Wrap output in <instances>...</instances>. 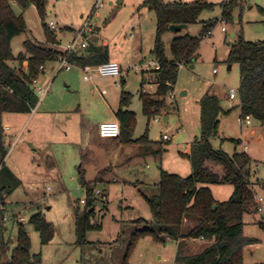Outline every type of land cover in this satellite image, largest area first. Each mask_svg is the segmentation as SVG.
<instances>
[{"label":"rangeland","instance_id":"rangeland-1","mask_svg":"<svg viewBox=\"0 0 264 264\" xmlns=\"http://www.w3.org/2000/svg\"><path fill=\"white\" fill-rule=\"evenodd\" d=\"M9 1L17 15L24 13L27 24V32L12 40L13 54L18 56L25 52L23 44L28 38L47 45L36 8L30 6L23 11L18 3ZM95 1L48 0L45 22L56 23L57 29L54 32L62 39L63 45L71 41L73 33L61 30L66 26L78 30L91 15ZM144 1L105 0L104 7L92 17V22L101 28L102 41L108 43L107 49L111 55L117 56L123 67V77L116 80L120 86L122 80L125 81L122 89L113 85L114 80L105 79L107 81L102 85V91L107 88L108 93L101 97L98 89L91 90V83L84 80L83 71H62L53 81L50 94L43 99L47 101L51 98L57 104L48 110L49 113L46 110L51 105H44L43 102L41 109L36 107L31 114L4 115V127H11V132L5 130V140L9 147L5 162L20 184L4 204L0 202V263L10 259L17 246L20 224H23L31 239V253H40L42 264H120L127 248V239L137 222L142 219L150 226L154 223L146 198L158 193L161 171L183 178L192 174L189 157L183 155V152L187 145H191L200 136V101L205 94L213 92L220 95L223 113L219 131L224 136L223 140L214 139V146L222 148L229 155L246 152L244 146H247L248 155L252 159L250 180L253 191L257 197L263 198V212L257 208V211L244 216V236L260 241L246 247L240 264L264 263V228L261 226L264 223V126L256 121L244 125L238 106L240 100L228 99L230 89L239 88L240 67L227 62L229 46L239 35L242 34L249 42L264 41V0H242L233 9L232 18L228 22L223 20L221 7L228 0H207L215 6L204 10L200 22L191 25L180 35L198 36L205 23L217 20V24L202 42L199 56L193 63L194 68L188 65L179 70L175 103L170 106L166 102L165 109L150 119L142 111L139 95L146 91L153 94L157 90L156 74L152 76L144 65L154 60L151 50L156 37V14L153 9L143 6ZM163 1L192 3L197 0ZM223 27L226 32L222 31ZM232 34L236 37H232ZM172 38V34L164 36L168 57H171L169 46ZM9 64L12 67L18 65L16 62ZM53 67H57L55 62L47 64V70ZM23 68L27 70V63ZM214 69L217 70L216 74L213 73ZM142 79L144 85H141ZM121 90L131 94L129 105L137 114L136 133L148 129L150 145L160 154L154 153V156L146 157L137 165L126 167L119 177L110 174L111 167L105 171L107 179H104V173L96 176L95 171L83 175L84 169L88 168L83 160L85 152L78 145L68 142L73 136L78 138L75 119L79 117H75V114H78L79 106H83L94 119L103 117L111 103L122 100ZM181 90L188 92L187 97L180 96ZM29 130L32 134H29ZM20 131L22 135H19ZM164 135L169 136V140L163 141ZM237 140L240 143H236ZM148 144L146 140L142 141L144 149H149ZM83 181L88 183L92 190L91 198L94 199L91 221L93 224L100 223L102 228L89 231L86 234L88 243L79 245L77 218H82L87 208L86 204L81 203V200H87ZM210 188L214 198L220 202L229 200L233 193L231 185H211ZM97 190L102 192L99 197L94 196ZM8 212L10 218L4 222ZM39 213L54 227L51 241L44 245L40 233L28 223L31 216ZM22 217L24 221L19 222ZM194 225V222H185V228ZM119 236H123L125 241L116 242ZM213 242L188 239L186 254H197ZM177 251L175 241L157 243L149 236L142 237L131 255L130 264H174Z\"/></svg>","mask_w":264,"mask_h":264},{"label":"trees","instance_id":"trees-1","mask_svg":"<svg viewBox=\"0 0 264 264\" xmlns=\"http://www.w3.org/2000/svg\"><path fill=\"white\" fill-rule=\"evenodd\" d=\"M23 11L34 6L41 19L46 44L28 38L24 42L25 52L15 56L12 52V40L27 32L24 13L17 15L9 0H0V202L19 186L20 181L6 165L9 147L5 140L4 115L31 114L39 97L32 89L34 80L42 74L41 67L55 62L61 55L56 33L45 22L48 0H13ZM242 0H228L221 4L223 20H231L233 9ZM143 6L153 9L156 14V37L151 50L153 59L160 63L156 71L155 93L141 92L142 111L150 119L165 109L167 94L174 90L180 63L192 65L199 56V49L207 35H210L217 20L205 23L198 36L177 34L170 42L171 58L166 55L164 36L171 25H195L200 22L204 10L215 5L207 0L192 3H165L163 0H145ZM86 50V49H85ZM71 61L82 67L97 66L109 61L106 47L90 46L84 54L72 55ZM16 62L17 67L9 63ZM228 64L240 67V85L238 88L241 118L252 116L253 120L264 126V41L249 42L243 35L230 44ZM27 63V70L23 68ZM122 85L125 81L122 80ZM144 85V82L143 84ZM131 94L122 91L121 107L117 117L121 126V139L132 143V136L137 125L134 112L124 111L129 106ZM200 136L191 144L188 156L192 165V174L183 178L176 174L161 171L157 184L158 193L148 197L154 223L150 226L146 220H139L127 239V248L120 264H130L131 255L138 240L151 237L157 243L175 241L178 251L174 264H240L246 247L259 243L260 240L244 236V216L257 211L255 193L250 180L251 157L246 153L235 152L229 155L222 148H216L213 140L219 136L220 117L223 113L217 97L207 93L200 101ZM148 142V132L142 137ZM240 143L239 140L235 141ZM156 154H160L156 151ZM220 170V172H219ZM87 190V208L82 218H77V243L85 245L86 234L100 230V223L93 224L94 199L87 182H82ZM211 185H231L233 193L229 200L220 202L214 198ZM264 188V184L262 185ZM195 225L185 228V222ZM28 223L41 235L42 245L51 241L54 227L39 213L31 216ZM264 228V223L261 224ZM119 236L116 242H123ZM188 239L214 241L201 252L186 254ZM0 264H42L41 254L31 253V239L23 224H20L17 246L10 259ZM264 264V263H260Z\"/></svg>","mask_w":264,"mask_h":264},{"label":"crops","instance_id":"crops-1","mask_svg":"<svg viewBox=\"0 0 264 264\" xmlns=\"http://www.w3.org/2000/svg\"><path fill=\"white\" fill-rule=\"evenodd\" d=\"M189 27L190 26H188V28ZM61 31L72 32L73 33L72 39H73L75 37V33H76L77 29L66 26L65 29H62ZM180 33L174 34V33H171L169 31L168 34H172V37L174 38L175 36H177V34H180ZM62 35L64 36V33ZM56 37H57V40L60 44L59 47H63L64 46L62 44L63 41H62V39H60L58 37L57 33H56ZM232 37H236V36L234 34H232ZM90 46L108 48L107 47L108 43L105 40L102 41V31H101V28L98 26L95 27L94 31L92 32L91 36L89 37L88 47H90ZM87 48H86V50H87ZM229 49H230V46H229ZM86 50H84L81 54H84ZM108 53H109V61H115V62L119 63L117 56L114 54L111 55L109 49H108ZM169 58H171V57H169ZM75 65H76V67L73 69H77L79 71H82V68H84L78 64H75ZM192 66L194 68V64H192ZM120 67H121L122 72H123V67L121 64H120ZM231 67L232 66H230L229 68L231 69ZM72 70L66 71V72H71ZM60 72H62V71H58V64H57L56 68L53 67V68H51L50 71L47 70V65H46L42 74L39 76L38 81L41 85L51 84V87H52L53 81L55 80L56 76ZM148 72L151 73L152 76L155 74L153 70L151 72L150 71H148ZM213 73H214V70H213ZM214 74H216V73H214ZM105 79L106 78L93 76L92 81H86V82L91 83V90L98 89L99 93L101 94V97L102 96L104 97L108 93L107 88H104L102 91V85L104 84V82L107 81ZM143 82H144V79H142L141 85L143 84ZM110 85L111 86L115 85L116 88L122 89V85L121 86L119 84L117 85L115 80L113 82V85L112 84H110ZM68 87H70V86H68ZM108 87H110V86H108ZM174 89L176 92V89H177L176 86ZM50 92H51V89H50ZM50 92L48 94H50ZM146 92H148V91H146ZM48 94L46 96H48ZM187 95H188L187 91L181 90L180 96L187 97ZM211 95L220 99V95L218 93L213 92V93H211ZM45 97H43L39 101L37 107H38V109H41L43 102H44V105H47V106L50 104L51 106H48V109L46 110L49 113L48 110L53 109L52 106H57V104L55 105L54 100L51 98L48 99L47 101L43 100ZM237 99H239V98L237 97L236 100ZM105 102H107V101L105 100ZM238 106L240 108V114H241L240 103L238 104ZM120 107H121V101L120 100H119V102H116V103L113 102L110 104L109 109L106 111V114L103 117L101 116L99 119H94L92 116L89 115V110L87 108H83V106H79V108L77 110L78 114H75V117L76 116L79 117V118L75 119L76 124L78 126V138L76 139L73 136L71 139H69L68 142L70 144L78 145L81 148V150L85 152V154H83V160H84V163L87 164L88 168L84 169L85 172L83 175H85L87 172L95 171L96 176L104 173V179H107V176L105 175V171L109 167H111L112 170H110V174H112V175L116 174L118 176L120 173H122L121 171L124 170L126 167H130L131 165H137L139 163V161H144L146 157L150 158V157L154 156V153H156L154 146L150 145L151 143L149 142L150 141L149 139H148V143H149L148 146H150L149 149L148 148L144 149V145H142V141H143L142 137L144 136V134L146 133V131L148 129H146L143 133L142 132L136 133V131H134V135L131 138L132 143H124L122 141L121 137L116 138V139H106V138L100 137L99 125L105 121H118L119 122L117 114H118V111L120 110ZM54 109H55V107H54ZM123 109H124V111L126 110V111H130V112H134L135 115H137L136 111L131 108V105H129ZM9 119H11V118H9ZM164 119H166V121L164 120V123H166L167 118L165 117ZM220 119H221V117H220ZM8 132H11V127H10V130ZM29 134H32L31 130H29ZM19 135H22V131L19 132ZM163 137H162V140L165 141ZM21 139H22V137L19 138V140H21ZM215 139L223 140L224 136L219 131V136ZM244 141L245 140L243 139L242 143H244ZM246 147L244 146V151H246V153L249 154L248 148L246 149ZM190 153H191V145H187L184 152H183V155L188 157L190 155ZM80 174L82 175V172H80ZM255 196H257V195L255 194Z\"/></svg>","mask_w":264,"mask_h":264},{"label":"built area","instance_id":"built-area-1","mask_svg":"<svg viewBox=\"0 0 264 264\" xmlns=\"http://www.w3.org/2000/svg\"><path fill=\"white\" fill-rule=\"evenodd\" d=\"M105 0H96L92 13L89 17H87L84 21V24L76 31L75 37L66 45L63 47H60L61 55L58 57V59L55 61L58 64V71H70L73 68L76 67V65L71 61L72 55H81V53L88 47V40L89 37L91 36L92 32L94 31L96 25L95 23L92 22V17L94 15H97L98 11L101 10L104 7ZM48 27L52 30L55 31L57 29V25L54 21H50L48 23ZM223 32H226V28H222ZM146 69L149 70L150 72L153 70L154 73L156 71L160 70V63L157 60L153 61H148L147 63L144 64ZM179 70L187 67L185 64L180 63L178 65ZM41 70H44V67H41ZM82 71L84 73V80L85 81H92L93 76L101 77V78H106V79H112V80H119L122 76V69L120 67V64L115 62V61H108L101 63L97 66H86L82 68ZM217 70L214 69V73H216ZM118 85L119 83L116 82ZM32 89L36 93V95L39 97V101L45 97L51 89V84L48 85H41L38 81V79L34 80L32 84ZM239 98V91L236 89H230L228 93V99L230 101H235L236 98ZM165 101L171 105L175 103V89L170 91L167 96L164 98ZM35 110V109H34ZM32 110V112H34ZM253 122L252 116H246L243 118L242 123L244 125H251ZM4 130L7 132L10 130L9 126H5ZM99 135L102 138L106 139H116L121 136V126L118 121H105L102 122L99 125ZM164 140H169V136L164 135ZM15 145V143L12 145V147ZM247 149V147H246ZM102 194L101 190H97L94 193L95 197H99ZM263 198L255 196V203L257 204L258 211L263 212ZM82 204H85V200H81ZM2 210H4V207H1ZM10 218V213L6 216H4L3 221L6 222ZM19 222L24 221V218H19Z\"/></svg>","mask_w":264,"mask_h":264},{"label":"water","instance_id":"water-1","mask_svg":"<svg viewBox=\"0 0 264 264\" xmlns=\"http://www.w3.org/2000/svg\"><path fill=\"white\" fill-rule=\"evenodd\" d=\"M188 29V25L187 24H179V25H171L169 27V31L171 33H180V32H183L184 30H187ZM191 68H193V66L191 65ZM166 121V119H164Z\"/></svg>","mask_w":264,"mask_h":264}]
</instances>
